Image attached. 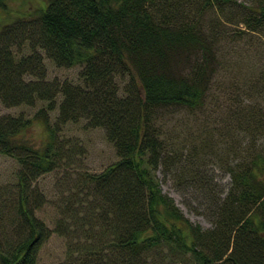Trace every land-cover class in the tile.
<instances>
[{"label":"trees","instance_id":"16d2710c","mask_svg":"<svg viewBox=\"0 0 264 264\" xmlns=\"http://www.w3.org/2000/svg\"><path fill=\"white\" fill-rule=\"evenodd\" d=\"M252 1L45 0L0 27V102H41L32 118L45 132L32 143L21 136L30 118L0 115V154L18 166L14 182L0 187V224L10 231L0 233V264H36L51 231L66 239L57 264H264V148L223 163L230 182L221 196L191 162L193 149H170L153 123L167 109L202 105L216 55V35L209 41L201 32L202 17L221 12L228 23L238 18L260 31L264 0ZM44 59L78 66V81L48 79ZM77 122L102 129L118 160L99 172H62L49 230L34 214L44 201L34 183L64 170L72 150L60 134ZM172 162V178L193 188L209 227L191 222L162 192L156 170L169 174Z\"/></svg>","mask_w":264,"mask_h":264},{"label":"rangeland","instance_id":"374dc122","mask_svg":"<svg viewBox=\"0 0 264 264\" xmlns=\"http://www.w3.org/2000/svg\"><path fill=\"white\" fill-rule=\"evenodd\" d=\"M45 0H1L0 27L7 24L15 14L23 15L36 10ZM237 3L251 5L252 0H235ZM229 9V7L227 6ZM227 15V14H226ZM224 13L209 18L205 14L201 20V32L204 33L216 50L209 62V81L202 105L196 109H167L163 115L153 118V123L161 128L160 137L170 144V149L183 152L191 147L195 157L191 162L197 164L214 184L212 188L224 190L229 187L230 176L223 163L236 160L254 152L253 148H264V129H258L256 123L260 116L264 119V28L260 31L248 30L233 18L226 22ZM213 19V20H211ZM241 32H240V31ZM237 31V32H236ZM27 51V48H24ZM26 53V52H23ZM48 79H67L78 81V66L59 68L49 59H44ZM187 70V68H185ZM188 71V70H187ZM59 99V96L58 98ZM41 106L18 105L6 107L0 102V115L30 118L31 122L22 130V138L39 144L45 137L42 124L33 119ZM249 112L251 115H242ZM52 123L57 109L48 113ZM157 125V126H158ZM67 143L72 156L62 161V168L38 177L34 183L44 201L34 210V214L51 230L57 218V203L65 189L57 182L63 171L76 173V170L99 172L107 165L118 160L113 145L106 139L100 128H87L82 122L67 123L60 134ZM171 160V159H170ZM175 162H172L169 174L164 167L156 170L162 192L168 194L181 209L185 217L202 227H209L210 221L195 191L188 185L175 181L177 175ZM177 165V164H176ZM178 166V165H177ZM15 159L0 154V187L14 182ZM167 168V167H165ZM168 169V168H167ZM164 173H163V172ZM173 177V178H172ZM264 177V175H263ZM61 183V182H60ZM203 202V201H202ZM7 224V223H6ZM10 232L5 224H0V233ZM66 239L51 231L41 244L36 264H57L64 258Z\"/></svg>","mask_w":264,"mask_h":264}]
</instances>
